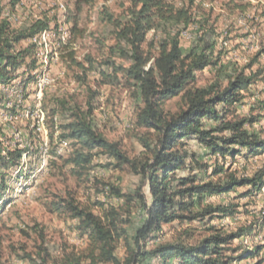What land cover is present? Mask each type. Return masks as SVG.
I'll return each mask as SVG.
<instances>
[{
  "label": "rangeland",
  "instance_id": "1",
  "mask_svg": "<svg viewBox=\"0 0 264 264\" xmlns=\"http://www.w3.org/2000/svg\"><path fill=\"white\" fill-rule=\"evenodd\" d=\"M164 1L168 7L164 13H153L154 26L143 43L152 56L148 68L158 55L160 41L174 35L184 54L213 46L206 54L215 64L197 71L189 87L214 82L226 86L242 72L253 74L254 81L241 93V100L224 108L225 120L256 119L245 128L264 140V0ZM3 5V18L11 30L26 31L37 20H46L50 27L16 44L15 51L24 57L12 71L13 79L0 84V264H73L75 257L86 264L91 237L69 208L72 201L98 215L119 207L123 218L131 219V242L139 252L180 237L195 244L209 236L212 227L225 234L252 227L251 234L233 241L225 252L236 258L231 264H264V183L254 192L245 186L202 200L195 197L193 212L224 205L233 213L165 224L159 233L142 238L138 248L134 235L144 223V202L136 197L128 204L113 189L129 194L140 188L151 204L145 175L130 165H119L100 149H93V161L86 169L70 163L80 144L68 136L66 127L80 113L93 120L98 132L120 143L130 159L141 160L147 152L144 141L151 140L152 131L137 124L142 100L128 77L132 63L128 46L118 36L121 24L131 20L135 0H3ZM170 8L187 10L190 19H172ZM43 78L50 82L41 91L38 82ZM164 107L178 112L181 97L169 99ZM219 123L204 120L207 128ZM179 146L191 156L174 174V190L181 185L180 178L192 176L204 183L229 174L263 173L264 181V151L253 153L236 145L239 154L216 157L196 137ZM219 166L227 172L214 174ZM257 236L259 240L253 241ZM256 247L262 248L260 253L248 257L245 252ZM116 253L122 260L130 253L124 241ZM145 262L162 264L150 258Z\"/></svg>",
  "mask_w": 264,
  "mask_h": 264
},
{
  "label": "trees",
  "instance_id": "2",
  "mask_svg": "<svg viewBox=\"0 0 264 264\" xmlns=\"http://www.w3.org/2000/svg\"><path fill=\"white\" fill-rule=\"evenodd\" d=\"M165 7L168 6L164 0H135L131 20L121 24L118 34L120 39L126 42L132 62L127 69L128 77L136 83L137 93L142 100V106L138 108L137 124L152 131L151 140L144 141L147 151L145 157L138 161L130 159L120 143L98 132L89 116L80 113L66 127L70 130L68 136L78 140L80 144L70 160L75 168L86 169L93 161V149H100L104 154L117 160L119 165H130L137 173L147 178L153 198L151 204L145 201V195L140 188L129 194L122 193L118 188L113 189L117 195L124 197L128 204L136 197L144 202L146 213L144 223L134 235V242L138 248L142 238L147 240L149 233H159L165 224L233 213L224 205H209L200 212H193L195 197L198 196L202 200L206 195L226 194L245 186H251V191L254 192L264 183L263 173L254 177L229 174L224 179L204 183H197V178L192 176L180 178L181 185L178 189H173L174 174L191 156L179 146L183 140L196 137L216 157L239 154L241 150L233 148L236 145L248 148L253 153L264 151V140L258 139L245 128L256 119L225 120L224 108L241 100V93L248 90L254 81L253 74L247 75L242 72L231 78L226 86L214 82L208 86L189 87L190 83L195 81L197 71L215 64L206 54V50L213 46L207 45L201 52L193 49L184 54L178 35H174L160 41L158 55L148 68L152 56L144 51L143 43L146 33L154 26L153 13L157 11L164 13ZM170 9L169 17L172 19L178 21L183 18L190 19L187 10ZM177 12L180 15H177ZM3 14V0H0V84H6L13 79L12 71H16L20 65L18 60L24 57L23 52L15 51L16 44L50 27L46 20H37L26 31L11 30ZM10 67H13V70L10 71ZM178 96L182 101L180 110L174 113L166 110L165 102ZM221 105L222 110L218 108ZM205 119L220 123L213 128H207L204 124ZM225 132L230 134L219 135ZM18 156H21V152ZM226 172L224 167L219 166L214 174ZM69 206L74 216L80 220L83 229L90 233L91 251L86 264H151L145 262L148 258L159 260L162 264H231L236 258L228 256L225 250L230 249L229 245L233 241L253 232V228L248 227L225 234L212 227L210 228L212 233L195 244L188 243L180 237L175 241L161 242L152 250L139 252L131 242L133 235L128 228L132 223L131 219L123 218L119 207L111 206L98 215L73 201ZM120 241H124L130 251L124 260L116 253ZM261 249L256 247L254 250L248 249L245 253L252 257L260 253ZM81 261L80 257H75L73 264H82Z\"/></svg>",
  "mask_w": 264,
  "mask_h": 264
},
{
  "label": "bare ground",
  "instance_id": "3",
  "mask_svg": "<svg viewBox=\"0 0 264 264\" xmlns=\"http://www.w3.org/2000/svg\"><path fill=\"white\" fill-rule=\"evenodd\" d=\"M43 76H44V75H43ZM49 82H50L49 79H46V80H45V79L43 78V79H40V80H39L38 84H39V85H43V83H44V86H45V85H46L47 83H49ZM44 86H43V87H44ZM47 86H48V85H47ZM43 87H42V89H43ZM45 87H46V86H45ZM43 90H44V89H43ZM43 92H44V91H43ZM39 109H40V108H39ZM38 112H39V111H38ZM34 120H35V119H34ZM37 120H39V119H37ZM43 120H44V119H43ZM43 122H44V121H43ZM42 127H43V126H42ZM42 130H43V129H42ZM42 133H43V132H41V134H42ZM249 236H251V235H249ZM247 241H248V238H247ZM249 241H250V240H249Z\"/></svg>",
  "mask_w": 264,
  "mask_h": 264
},
{
  "label": "built area",
  "instance_id": "4",
  "mask_svg": "<svg viewBox=\"0 0 264 264\" xmlns=\"http://www.w3.org/2000/svg\"><path fill=\"white\" fill-rule=\"evenodd\" d=\"M46 80V79H45ZM44 86V83H43V85H40V88H41V91H42V87ZM42 92H40V94H41ZM39 94V95H40ZM264 190V189H263ZM259 240V237L257 236V237H255L254 239H253V241H258ZM246 246H248V245H246Z\"/></svg>",
  "mask_w": 264,
  "mask_h": 264
}]
</instances>
